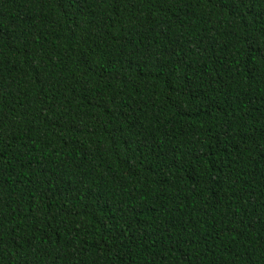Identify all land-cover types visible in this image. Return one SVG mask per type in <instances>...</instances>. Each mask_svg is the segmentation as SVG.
<instances>
[{
	"label": "trees",
	"instance_id": "obj_1",
	"mask_svg": "<svg viewBox=\"0 0 264 264\" xmlns=\"http://www.w3.org/2000/svg\"><path fill=\"white\" fill-rule=\"evenodd\" d=\"M0 264H264V0H0Z\"/></svg>",
	"mask_w": 264,
	"mask_h": 264
}]
</instances>
